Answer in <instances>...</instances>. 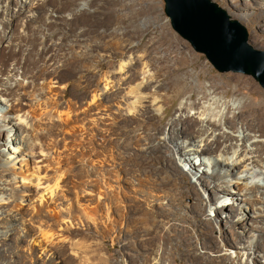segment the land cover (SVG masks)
<instances>
[{
    "label": "rangeland",
    "instance_id": "1",
    "mask_svg": "<svg viewBox=\"0 0 264 264\" xmlns=\"http://www.w3.org/2000/svg\"><path fill=\"white\" fill-rule=\"evenodd\" d=\"M211 1L230 20L244 26L247 43L253 49L264 51V0ZM19 3L20 0H0V18L4 14L15 15ZM35 3L33 12L40 18L32 27L41 36L54 34L51 40L39 38L38 48L53 42L59 44L63 35H67L63 50L54 54L52 62L58 68V78L51 88L61 114L60 118L44 119L36 125V131L30 132V143L20 149L5 148L6 133L0 135V264H160V260L152 261L154 256L150 257L152 260L144 259L147 241L144 233L155 224L167 236L168 255L162 264H264V202L255 200V195L251 201L238 198L217 201L221 195L214 187L216 180L196 172L205 169L197 166L199 159L184 161L185 156L176 147L177 136L165 139L164 130L165 125L177 118L176 108L190 95V103L210 100V97L201 100L203 92H212L209 80H215L227 91L218 106H213L216 109L221 102L237 107L244 102L264 101L260 84L250 75L216 71L203 54L195 52L172 30L164 14L163 0H35ZM50 21L55 24L50 25ZM17 23L25 26L26 19ZM96 48L98 54L94 52L92 60L95 86L102 85V75L114 71L121 62H131L128 73L116 77L118 81L125 78L124 92L156 73L162 62L173 65L193 61L187 68L190 77L186 80L185 95L162 91L160 94L167 98L160 104L163 110L156 114L147 107L148 114L140 117L138 128H134L132 116L107 108L113 120L103 121L102 128L107 131L92 139L87 153L85 128L91 126L92 131L95 128L85 120L82 58L87 50ZM180 49L184 56L178 53ZM189 53L192 59L186 58ZM146 64L150 70L147 74L142 73ZM97 71L100 77H95ZM243 77L250 79L258 91L247 96L236 93L234 84L224 83L225 79ZM162 82L163 77H158L156 86ZM63 92L65 95L61 96ZM106 92L113 96L115 89ZM21 102L29 104L27 98ZM2 111L0 108V115ZM236 112L234 109L230 115ZM8 114L15 118L13 113ZM14 122L20 135L25 129L18 120ZM237 127L230 133L238 135L236 131L245 128ZM156 129H162L165 135ZM164 143L170 148H163ZM148 146L155 151L149 152ZM159 148L162 152L157 153ZM158 155L179 161L186 178L175 179L159 162ZM184 180L189 185L181 190L177 184L183 185ZM107 186L124 198L113 216V227L116 222L120 225L119 233L113 235L116 245L110 237L101 236L97 192L106 191ZM87 205L94 207L92 220L84 213ZM222 205L227 206L224 209ZM142 210L148 214V222L138 215ZM132 230H139L140 236L129 235ZM251 242L262 246L252 251Z\"/></svg>",
    "mask_w": 264,
    "mask_h": 264
},
{
    "label": "bare ground",
    "instance_id": "2",
    "mask_svg": "<svg viewBox=\"0 0 264 264\" xmlns=\"http://www.w3.org/2000/svg\"><path fill=\"white\" fill-rule=\"evenodd\" d=\"M34 4H36L35 0H20L18 12L15 15L4 14L5 16L0 18V108L3 109L2 115H0V122L3 123L0 126V135L2 132L6 133L4 146L12 150L20 149L22 145L30 143V132H35L36 125H39L40 122L42 124L44 119L60 118L61 114L56 98L54 99L56 94L51 88V84H54L53 81L58 78V68L52 62L54 54L63 50L62 45L67 40V35H63L61 39L63 42H59V44L53 42L38 48L40 46L39 38L51 40L54 34L52 32L41 36L39 30L32 27L31 24L40 18V16L34 15ZM3 11L6 13L7 8ZM20 19H26L25 26L18 25L17 22ZM54 24V21H50V25ZM98 50V48L89 49L82 58L86 95L85 120L95 128L94 132L91 126L85 128L87 153H90L89 146L92 144V139L98 133L105 131L102 128L103 121L111 118L107 108L110 107L111 110L117 111L121 115L125 113L132 116L134 128H138L140 126L139 119L147 113V107L149 111L156 114L163 110L160 104H163L167 98L161 95L162 91H172L178 96L185 95L188 88L186 80L190 77L187 68L190 61H193H180L173 65L162 62L156 73L141 80L142 82H139L128 93L124 92L125 78L120 77L118 81L116 77L128 73L130 61H123L114 71L102 75V85L95 86L92 60L95 56L93 53L98 54ZM178 53L184 56L183 49H180ZM191 56L189 53L186 58L192 59ZM96 66L100 65L96 64ZM149 71L146 64L142 73L147 74ZM161 76L163 82L156 86V79ZM95 77H100L99 71L96 72ZM40 80H42L41 84ZM214 81L209 80L212 92H203L201 96V100L210 97L208 102L190 103L188 101L192 99V95H190L176 108L177 118L173 119L170 125L164 126L167 135L162 129H156V131L165 135V139L167 136L169 139H174L177 136L176 139L178 138L179 143L175 146L178 147V152L185 156L184 161L193 162L195 159H199L197 166L199 169L201 167L205 169L196 172L209 175L216 180L214 187L221 195L217 201L234 200L235 198L240 201H251L254 200L252 195H255V200L264 202V101L244 102L237 107L221 102L220 107L216 109L213 106L215 104L218 106L220 100L226 97L227 91L224 90L223 85L218 84V86ZM224 83L234 84L236 93L247 96L258 91L252 81L244 79V77L242 79H225ZM108 89H115V94L110 96L106 92ZM64 95L63 92L61 96ZM23 98H27L29 104H22ZM24 107L28 108L27 111L23 110ZM234 109L237 112L230 115ZM9 112L13 113L15 118H12L8 114ZM191 112L193 113L191 114ZM16 120L25 129L20 135L17 134V125L14 122ZM111 120L113 119L111 118ZM67 122L65 125L68 127L70 124ZM160 122L164 125L163 119ZM237 125L245 128H241L240 132L236 131L238 135H234L232 133L238 129ZM162 147L170 148L165 143ZM146 149L149 152L155 151L149 146ZM156 151L157 153L162 152L160 148ZM173 155H175L174 152ZM157 157L162 166L169 170L175 179L180 176L186 178L185 173L181 171L179 161L177 163L171 156L166 158L158 155ZM90 159L88 158V160ZM54 182V185L57 186V180ZM188 185L189 182L185 180L183 185L177 184L181 190ZM240 186L242 189H239ZM112 188L107 186L106 191L99 189L97 208L101 211L102 238L110 237L113 244L116 245L113 235L116 237L115 234L119 233L118 226L120 225L116 222L117 226L113 227V223H115L113 216L115 212L119 211V205L124 201V198ZM226 206L222 205V208L225 209ZM93 210L94 207L89 205L84 209L85 215L90 220L93 219ZM138 215L145 222L149 221L145 211H139ZM255 216L258 215L255 214ZM158 229H160L159 225L155 224L144 233V236L147 237L144 259H151L150 257L154 256L155 259L151 260H160V264H162L168 255L167 236L163 230ZM129 235L139 237L140 231L132 230ZM250 244L252 251L262 246L258 243L252 245L254 243L251 242ZM123 251L124 249L121 248L120 255L124 254Z\"/></svg>",
    "mask_w": 264,
    "mask_h": 264
},
{
    "label": "water",
    "instance_id": "3",
    "mask_svg": "<svg viewBox=\"0 0 264 264\" xmlns=\"http://www.w3.org/2000/svg\"><path fill=\"white\" fill-rule=\"evenodd\" d=\"M172 30L219 73L252 76L264 89V51L253 49L238 21L211 0H163Z\"/></svg>",
    "mask_w": 264,
    "mask_h": 264
}]
</instances>
